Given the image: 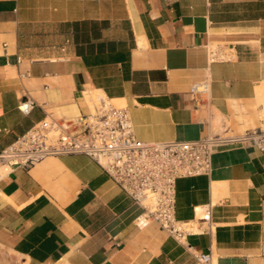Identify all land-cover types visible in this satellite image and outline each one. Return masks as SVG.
Listing matches in <instances>:
<instances>
[{"label":"crops","instance_id":"crops-1","mask_svg":"<svg viewBox=\"0 0 264 264\" xmlns=\"http://www.w3.org/2000/svg\"><path fill=\"white\" fill-rule=\"evenodd\" d=\"M210 45L236 58L210 61ZM206 78L197 106L189 90ZM263 85L264 0H0V151L46 117L87 112L93 92L126 106L144 141L200 139L218 114L239 132L264 123ZM176 191L178 220L210 212L212 227L188 236L196 251L264 264V151L219 149L209 175ZM141 210L87 155L12 166L0 264H201L156 222L138 223Z\"/></svg>","mask_w":264,"mask_h":264},{"label":"built area","instance_id":"built-area-1","mask_svg":"<svg viewBox=\"0 0 264 264\" xmlns=\"http://www.w3.org/2000/svg\"><path fill=\"white\" fill-rule=\"evenodd\" d=\"M65 50V48H62ZM210 61H231L234 47L207 46ZM210 90L208 78L194 83L189 94L195 105L203 103ZM88 111L64 117H46L0 151V178L12 166L31 167L48 156L83 154L92 158L141 207L136 220L150 221L193 251L201 264H215L211 252L196 251L188 236L210 229V212L199 221L176 218V184L182 177L209 175L213 155L223 148L253 147L264 151V123L234 132L226 120L217 129L196 140L144 141L136 136L130 111L107 97ZM33 103L19 105L29 112Z\"/></svg>","mask_w":264,"mask_h":264},{"label":"rangeland","instance_id":"rangeland-1","mask_svg":"<svg viewBox=\"0 0 264 264\" xmlns=\"http://www.w3.org/2000/svg\"><path fill=\"white\" fill-rule=\"evenodd\" d=\"M98 96H99V94L97 92H93V93L86 94L87 99L90 100V101H87L86 100L87 101V105H88L89 108H91L92 105H94L95 103L98 102V100H97L98 99ZM91 103H92V105L90 107V104ZM219 117H220L219 120H218L219 122L216 119L213 121V128L214 129H217L219 127L220 123H221L222 117L221 116H219ZM263 117H264V112H263ZM215 123H216V125H215Z\"/></svg>","mask_w":264,"mask_h":264},{"label":"bare ground","instance_id":"bare-ground-1","mask_svg":"<svg viewBox=\"0 0 264 264\" xmlns=\"http://www.w3.org/2000/svg\"><path fill=\"white\" fill-rule=\"evenodd\" d=\"M258 96H259V99H260V103H261L262 105H264V85L258 89ZM219 115H220V114H218V116L215 117L217 121H218L219 118H220ZM220 116H221V115H220ZM215 118H214V119H215ZM263 120H264V119H263ZM218 122H219V121H218ZM216 123H217V122H216ZM216 123H215V125H216Z\"/></svg>","mask_w":264,"mask_h":264}]
</instances>
